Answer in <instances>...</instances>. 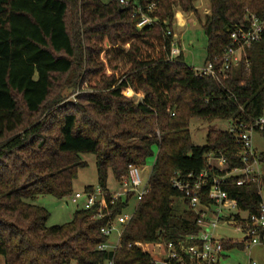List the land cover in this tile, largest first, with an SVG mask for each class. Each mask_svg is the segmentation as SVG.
Masks as SVG:
<instances>
[{
	"label": "trees",
	"instance_id": "16d2710c",
	"mask_svg": "<svg viewBox=\"0 0 264 264\" xmlns=\"http://www.w3.org/2000/svg\"><path fill=\"white\" fill-rule=\"evenodd\" d=\"M196 0H0V258L4 264H150L135 243H177L197 231L195 214L175 212L184 194L172 184L177 172L198 175L208 155L243 166L241 147L228 131L210 129L206 145L192 141V119L250 122L264 114V33L245 48L238 66L218 78L200 76L182 52L172 56L177 11L198 14ZM203 29L205 64L221 62L239 26L264 16V0H210ZM157 21L138 29L139 9ZM170 32V33H168ZM87 85L76 101L66 89ZM140 95L135 101L128 92ZM264 136V132L261 133ZM148 192L122 226L120 247L101 232L110 217L126 212L133 192L110 204L109 171L117 181L130 165L145 167L154 156ZM95 154L99 204L76 209L72 219L48 226L50 212L34 203L40 195L74 193L82 154ZM264 162V154H260ZM214 164L216 162L214 161ZM218 171V170H217ZM264 183V175H263ZM88 186L85 190H94ZM249 215L260 210L256 183L225 185ZM244 232L249 222H229ZM131 245V246H130ZM244 248L226 241L224 248Z\"/></svg>",
	"mask_w": 264,
	"mask_h": 264
},
{
	"label": "built area",
	"instance_id": "2783aa9c",
	"mask_svg": "<svg viewBox=\"0 0 264 264\" xmlns=\"http://www.w3.org/2000/svg\"><path fill=\"white\" fill-rule=\"evenodd\" d=\"M121 2L126 3V0H121ZM153 6L151 5L148 11L141 9L137 11V14L140 15V20L137 23L138 29L152 25L157 21L149 14V12H152ZM263 33L264 16L251 15L248 26H239L232 32L231 42L225 50L220 64L209 61L203 67L195 68L196 74L213 78H218L219 74L222 73L225 75L230 69L241 63L245 48L259 40ZM180 53L181 51L175 47L174 42L171 51L172 56H177ZM227 131L233 137L235 143L241 147L239 156L243 166L227 170L224 156L215 157L214 154H209V168L198 175L176 173L172 179V184L184 194L189 209L196 216L198 229L195 233L186 235L177 243L161 241L135 243L136 246H140L152 255L153 258L150 264H220L225 249L224 242L229 241V239L221 238L217 233V229L221 222L230 225L229 222L234 221L238 214L243 220L249 222L250 226L247 232L239 228L243 236L240 242L244 244V249L251 251L254 246H264V198L262 197L259 213L249 215L239 208L237 200L231 198L225 189V185L229 180H234L238 186L256 183L262 196L261 158L254 147L253 136L264 132V114L250 122H230ZM214 161L216 164H214ZM142 169L143 167L130 165L128 174L120 181L124 189L123 193L112 194L110 204H114L118 198L126 196L130 192L135 194L134 197L137 198L138 202L147 194L149 190L148 180L143 181ZM103 196L104 191L98 187L94 190L74 192L70 196V202L78 209L84 210H89L99 204V209L92 218H101L104 216ZM108 215L110 219L101 228L102 234L110 237L116 226L119 225L121 226V238L122 226L131 219L132 214L124 212L114 218L111 217V213H108ZM143 245L148 247H143ZM119 247L120 242L117 246H111L107 241L99 244L96 249L99 251H114ZM105 264H114V261L109 260ZM253 264L256 263L253 262Z\"/></svg>",
	"mask_w": 264,
	"mask_h": 264
},
{
	"label": "rangeland",
	"instance_id": "374dc122",
	"mask_svg": "<svg viewBox=\"0 0 264 264\" xmlns=\"http://www.w3.org/2000/svg\"><path fill=\"white\" fill-rule=\"evenodd\" d=\"M107 3L109 0H102ZM195 7L198 14L184 13L185 23L181 25L179 20H175L173 29L175 32V47L178 48L184 57V61L187 65L194 68H201L205 65L206 60V47L208 44L207 36L203 29V23L205 22L206 15L210 12L211 4L210 0H196ZM181 14H179V17ZM87 91V85L82 84L80 88L73 87L65 90V97L67 101H76L78 94ZM129 97H134L135 101H139L141 97L134 94L132 91L128 92ZM230 126L228 120H215L214 122H208L201 119H192L190 123V132L192 141L196 145H206L207 135L210 129H217L227 131ZM254 147L259 154H264V136L256 134L253 136ZM154 156L147 159L145 167L142 169V178L146 182L149 179L150 172L155 163L157 149H154ZM82 159L87 162V166L81 168L78 173L77 179L74 181V192H83L86 187L92 186L95 189L99 187L98 173L96 167V155L95 154H82ZM146 170V171H144ZM260 170L264 175V162L260 164ZM108 189L112 194L123 193L122 184L116 180L112 171H109L108 177ZM262 197L264 198V183L262 184ZM137 198L133 197L130 200V205L126 210V213L133 214L137 205ZM34 203L45 207L50 212V218L48 220V226L63 225L69 222L77 206L70 202V196L59 199L51 195H40ZM173 205L175 212L179 215H183L188 209V204L183 197H175L173 199ZM218 235L221 238L229 239L230 241H240L243 236L238 227L226 225V222H221L218 227ZM121 226L117 225L109 237L108 243L111 246H117L120 242ZM143 247H148L143 245ZM152 249V247L150 246ZM224 257L220 260V264H264V246H254L251 251L244 248L235 247L227 249L223 253ZM0 264H4V258H0ZM75 264V263H73Z\"/></svg>",
	"mask_w": 264,
	"mask_h": 264
},
{
	"label": "crops",
	"instance_id": "0c3cea01",
	"mask_svg": "<svg viewBox=\"0 0 264 264\" xmlns=\"http://www.w3.org/2000/svg\"><path fill=\"white\" fill-rule=\"evenodd\" d=\"M179 14H181V16L179 17ZM175 19L176 20H179V23L181 24V25H183L184 23H185V17H184V13H182V11H177V13H176V16H175ZM137 96H139V97H141L140 95H137ZM240 242V241H239ZM224 251H225V249H224ZM224 253V252H223ZM224 257V255L222 256V258ZM221 258V259H222Z\"/></svg>",
	"mask_w": 264,
	"mask_h": 264
},
{
	"label": "water",
	"instance_id": "95a60500",
	"mask_svg": "<svg viewBox=\"0 0 264 264\" xmlns=\"http://www.w3.org/2000/svg\"><path fill=\"white\" fill-rule=\"evenodd\" d=\"M144 171H146V170H144Z\"/></svg>",
	"mask_w": 264,
	"mask_h": 264
}]
</instances>
